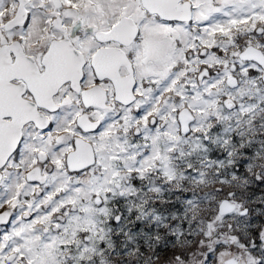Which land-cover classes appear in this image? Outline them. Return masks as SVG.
Instances as JSON below:
<instances>
[{
	"label": "snow or ice",
	"instance_id": "obj_1",
	"mask_svg": "<svg viewBox=\"0 0 264 264\" xmlns=\"http://www.w3.org/2000/svg\"><path fill=\"white\" fill-rule=\"evenodd\" d=\"M0 264H264V0H0Z\"/></svg>",
	"mask_w": 264,
	"mask_h": 264
}]
</instances>
